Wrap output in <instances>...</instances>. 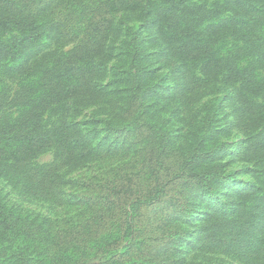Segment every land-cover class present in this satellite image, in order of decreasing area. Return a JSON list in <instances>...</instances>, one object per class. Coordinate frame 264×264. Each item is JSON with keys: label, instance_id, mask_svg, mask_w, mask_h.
Segmentation results:
<instances>
[{"label": "rangeland", "instance_id": "rangeland-1", "mask_svg": "<svg viewBox=\"0 0 264 264\" xmlns=\"http://www.w3.org/2000/svg\"><path fill=\"white\" fill-rule=\"evenodd\" d=\"M0 12L37 34L0 55V145L45 98L67 103L82 141L65 165L55 146L0 160L12 224L0 258L92 256L131 210L147 253L120 264H264V0H0ZM153 165L180 172L156 201H107L108 184L153 180Z\"/></svg>", "mask_w": 264, "mask_h": 264}, {"label": "trees", "instance_id": "trees-1", "mask_svg": "<svg viewBox=\"0 0 264 264\" xmlns=\"http://www.w3.org/2000/svg\"><path fill=\"white\" fill-rule=\"evenodd\" d=\"M177 3V4H176ZM178 2H172V6H179ZM117 5L116 2L113 3ZM146 13L151 11L146 10ZM180 32V33H179ZM179 37L182 42L187 41L186 33L179 31ZM37 38V34L33 29L25 27L21 24L18 18H11L4 16L0 12V55L10 54L14 57L21 54V47L25 44L34 41ZM76 72L78 67H70L66 69ZM257 96H261V92L255 90ZM38 111L32 116L30 124H23L22 129L18 132L10 134L8 138H5L4 143L0 145V160L7 159V161H15L16 163L26 161L28 153L39 151L48 146H55L57 148V162L65 165L74 160V154L77 148L82 144L80 140L79 131L76 129L73 122L69 121L66 117L71 108L67 103L59 104L57 100L45 98ZM55 116L57 118L55 119ZM149 131L156 135L159 134L154 126L148 128ZM23 148H26V152ZM11 149V150H10ZM163 145L160 147L161 153ZM10 150L8 154L4 151ZM154 152V150H153ZM162 161L159 162L160 166H164ZM152 166L148 167L151 171H156V178L153 180H133L132 178H125L122 181H114L105 187L106 199L109 202L117 201L120 207H126L133 209L135 207L146 205L153 201H156L166 186L167 177L172 174V179H176L179 176L178 170H169L168 167ZM19 168V166H14ZM168 170L169 173L164 177V172ZM181 171V170H180ZM54 169L51 166H47L46 171L43 174L44 179H52ZM33 175L36 171L32 172ZM196 177V176H195ZM206 178H211L209 174L204 175ZM166 181V182H165ZM2 210V209H1ZM131 210H126L124 219L122 220V227L118 234L110 233L103 240H99L92 247L94 250L92 256L86 249L75 252L72 255L56 256L52 261L47 258L45 250H42L40 246L34 247L32 251H37L36 254H27L24 246L20 252L12 253L6 258H0V264L9 262L10 264H90L93 260L99 258L100 264H120L123 257L126 254H146L143 251L145 246V240L139 238L136 234V216L130 213ZM12 226L9 219V215L0 213V232H5ZM1 227H5L4 229ZM177 236L176 233L172 234ZM81 241H85V234L78 235ZM64 249H68V246H64ZM75 249V248H73ZM77 249V248H76ZM52 261V262H51ZM145 260L139 261V264H144Z\"/></svg>", "mask_w": 264, "mask_h": 264}]
</instances>
